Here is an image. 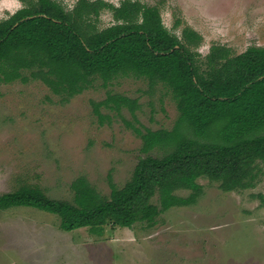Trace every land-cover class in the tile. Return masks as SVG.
Returning a JSON list of instances; mask_svg holds the SVG:
<instances>
[{
	"label": "rangeland",
	"instance_id": "374dc122",
	"mask_svg": "<svg viewBox=\"0 0 264 264\" xmlns=\"http://www.w3.org/2000/svg\"><path fill=\"white\" fill-rule=\"evenodd\" d=\"M27 0H0V21ZM72 9L78 0H56ZM119 6L124 0H104ZM159 8L164 25L184 41L190 28L201 36L193 50L205 61L213 45L240 54L264 47V0H132ZM117 21L102 11L98 26ZM30 75V71L24 70ZM109 94L135 99V113L94 103ZM180 110L162 83L151 88L145 78L119 76L107 86H92L64 100L39 79L0 83V197L23 185L41 188L58 200L73 201V181L85 177L109 196V176L119 187L132 177L141 158L162 156L156 147L142 151L136 128L172 130ZM253 187L223 191L207 177L197 180L202 193L195 203L164 211L157 223L131 228L105 225L61 228V218L34 207L0 210V264H264V161ZM192 191L176 194L189 197ZM153 201L159 203V196Z\"/></svg>",
	"mask_w": 264,
	"mask_h": 264
},
{
	"label": "trees",
	"instance_id": "16d2710c",
	"mask_svg": "<svg viewBox=\"0 0 264 264\" xmlns=\"http://www.w3.org/2000/svg\"><path fill=\"white\" fill-rule=\"evenodd\" d=\"M105 9L117 22L100 28ZM183 37L164 25L158 7L132 0L119 6L78 0L72 9L56 0H27L1 20L0 83L39 79L68 100L97 77L107 87L119 76H135L147 79L151 88L159 83L169 88L181 114L172 130L136 128L142 151L159 147L164 154L141 158L121 188L109 176V196L79 177L71 184L73 201L23 185L0 197V210L34 207L58 215L65 231L88 227L101 233L105 225L153 226L164 211L195 203L201 177L219 182L227 192L253 187L264 161V47L233 54L227 46L213 45L202 61L192 49L201 36L186 28ZM104 105L135 113L137 101L109 94L94 103L101 119ZM180 189L192 193L181 197L176 194ZM157 195L158 204L153 201Z\"/></svg>",
	"mask_w": 264,
	"mask_h": 264
}]
</instances>
